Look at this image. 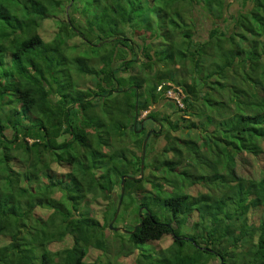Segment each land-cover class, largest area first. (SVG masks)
Returning a JSON list of instances; mask_svg holds the SVG:
<instances>
[{
	"label": "trees",
	"instance_id": "obj_1",
	"mask_svg": "<svg viewBox=\"0 0 264 264\" xmlns=\"http://www.w3.org/2000/svg\"><path fill=\"white\" fill-rule=\"evenodd\" d=\"M239 2L0 0V264H264V0Z\"/></svg>",
	"mask_w": 264,
	"mask_h": 264
},
{
	"label": "rangeland",
	"instance_id": "obj_2",
	"mask_svg": "<svg viewBox=\"0 0 264 264\" xmlns=\"http://www.w3.org/2000/svg\"><path fill=\"white\" fill-rule=\"evenodd\" d=\"M226 1L229 2L228 11H234L235 9H238V5L240 3L239 0H226ZM48 24H49V19L46 18L42 21V24L40 26L39 32L43 38H47V32H50V31H47L48 30ZM121 75L126 76V73L122 72ZM165 106L166 107H163L162 112L169 113L172 117L178 116V114H179L178 111H177V113L173 112L176 110L174 103L172 104V102H171ZM154 107L161 109L159 103L155 104ZM257 164H258L259 168L261 166H264V160L258 161ZM52 167L55 168L53 164H52ZM60 169L57 168L58 171H61ZM256 170H257V168L255 167V164L252 162V160L250 159V156L247 153H244V152L239 153L236 156L235 164L233 166V173L234 174L239 173L243 176H251L252 177V176H254ZM257 172H258V170H257ZM256 175H257V173H256ZM195 190H196V185L192 184L189 186V192L193 193V192H195ZM118 226L122 228V226H120V223L118 224ZM106 232L108 233L107 230H106ZM115 234L116 233H114L113 238L117 242L119 238ZM168 236H169L168 234H164L159 239L149 241V245H147L148 243L146 242L143 246L138 247V249H144V248L148 247L152 250L151 251L152 253H158V250H156V249L157 248H163L166 245L165 243L168 241ZM88 253L90 255H92L93 253H94V255L98 254L97 252H92V251L88 252ZM135 255L136 254H131L129 256H120L119 258L112 256V258L108 259V261L104 260V261L98 262L96 264H114L115 261L117 262V264H133V260H134ZM91 263H92V261H91ZM208 264H210V262Z\"/></svg>",
	"mask_w": 264,
	"mask_h": 264
},
{
	"label": "clouds",
	"instance_id": "obj_3",
	"mask_svg": "<svg viewBox=\"0 0 264 264\" xmlns=\"http://www.w3.org/2000/svg\"><path fill=\"white\" fill-rule=\"evenodd\" d=\"M157 88H159L158 85H157ZM168 92H170V95L168 94ZM181 96H182L181 92L178 89L174 88L173 86L169 87L168 89H166L164 91V97L167 98L170 102L174 103L175 106H178V107H181L182 106L181 101H180V97ZM151 107H152V105H150L147 109H149ZM147 109H142L140 111V114L138 115L137 118L143 117L144 114L147 112ZM145 139H146V136L144 138V141H145Z\"/></svg>",
	"mask_w": 264,
	"mask_h": 264
},
{
	"label": "water",
	"instance_id": "obj_4",
	"mask_svg": "<svg viewBox=\"0 0 264 264\" xmlns=\"http://www.w3.org/2000/svg\"><path fill=\"white\" fill-rule=\"evenodd\" d=\"M141 165H142V161H141V159H140V163H139V166H140V168H141ZM123 176H120V181H119V184H120V186H119V190H120V193L122 192V183H123ZM117 207H118V202H117V205H116V210H115V213H116V211H117ZM140 224V222L138 223V225ZM108 226H110V223H108ZM221 264V263H220Z\"/></svg>",
	"mask_w": 264,
	"mask_h": 264
},
{
	"label": "built area",
	"instance_id": "obj_5",
	"mask_svg": "<svg viewBox=\"0 0 264 264\" xmlns=\"http://www.w3.org/2000/svg\"><path fill=\"white\" fill-rule=\"evenodd\" d=\"M168 94L170 95V92H168Z\"/></svg>",
	"mask_w": 264,
	"mask_h": 264
}]
</instances>
